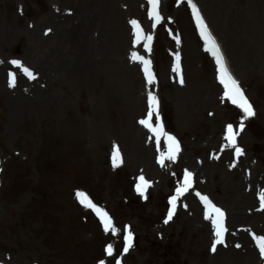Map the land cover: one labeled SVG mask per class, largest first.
Masks as SVG:
<instances>
[{
  "label": "rangeland",
  "instance_id": "rangeland-1",
  "mask_svg": "<svg viewBox=\"0 0 264 264\" xmlns=\"http://www.w3.org/2000/svg\"><path fill=\"white\" fill-rule=\"evenodd\" d=\"M62 1L0 0V264H99L101 260L105 264L117 260L121 264H239L236 259L221 261L231 249L227 238L213 252L214 226L209 232L204 222L187 215L185 205L201 200L197 192L208 196L225 212L226 226L230 206L236 203L239 211L251 216L253 224L248 228L254 236H264L260 202L264 191V0H196L253 106L255 114L247 119L230 99L223 101L211 90L218 66L185 2L159 0L157 24L150 15L151 4L120 0L121 15L105 21L112 39L126 30L124 51L118 53L121 68L125 60L139 73L148 92L157 96L156 123H162L180 144L165 174L160 170L145 177L150 186L144 194L136 190L141 176L137 165L128 160L116 166L112 162L114 150L126 151L122 129L127 114H134L126 108L124 91L110 89L107 76L99 72L82 81L57 74L56 25L49 14ZM225 13L242 24L244 39L256 44L252 58L241 53ZM132 20L145 36H152L149 47L146 40L136 42ZM134 52L151 61L152 84L142 62L133 60ZM177 54L179 72L175 71ZM13 59L22 66L11 64ZM40 63L54 75L52 80L39 74ZM24 68L35 78L26 75ZM10 73H15L14 86ZM39 84L43 89L38 94ZM35 87L37 94L30 95ZM221 88L216 86V92ZM95 105L100 108L93 109ZM95 114L104 136L87 143L86 128L94 127ZM228 124L238 132L236 145L226 138ZM217 146L219 156L199 171ZM237 146L242 154L229 161L228 153ZM192 163L197 164L192 187L178 198V210L164 223L170 198ZM78 190L112 216L118 232L104 230L96 213L77 199ZM128 229L133 246L125 253L123 237ZM110 243L112 256L106 251Z\"/></svg>",
  "mask_w": 264,
  "mask_h": 264
},
{
  "label": "bare ground",
  "instance_id": "bare-ground-1",
  "mask_svg": "<svg viewBox=\"0 0 264 264\" xmlns=\"http://www.w3.org/2000/svg\"><path fill=\"white\" fill-rule=\"evenodd\" d=\"M119 7V0H63L50 13L49 19L54 20L57 30V74L61 79L68 76L72 81H82L86 76L99 72L107 76L110 89L124 91L126 108L129 111L133 110L134 113L127 114V123H125L124 129H122L126 148L124 156L130 163L137 165L142 170L143 176L150 178L152 173L159 172L157 168L162 167L165 169L172 160L165 158L164 163H160V154L167 152L165 137L161 136L159 144H157L155 134L140 123L141 119L147 118L149 110L148 97L146 96L147 89L144 84H141L139 73L133 71L132 67L126 64L125 60L122 61L123 68H121L118 53L124 51L122 47L124 41L127 40L126 30L123 31L122 36L116 37V39L115 37L112 39L111 34L106 30L105 21L117 16L118 13L121 15L120 10H118ZM225 17L228 24L232 26V31L236 34V38L241 45V53L243 50L247 56L252 58L253 49H257L256 44L244 39L241 35L242 24L237 23L236 18L232 19L226 13ZM247 21L248 19H245L246 23ZM258 60L257 57L254 59L256 62ZM37 66L40 75L41 71L44 76L49 77V80L53 79L54 75L48 72V68L44 67V63H40ZM213 75L211 90L215 96H218L219 92H216V86H219L221 82L217 73ZM1 78L2 76L0 75V80ZM39 85L38 94L43 89V85ZM37 87L31 89L29 94L32 95L34 93L35 96L37 94ZM134 91L135 93L132 96ZM203 94L205 92L201 93V96ZM99 108L100 106L98 105L93 107L95 110ZM98 115L95 114L94 116V127L88 126L86 128L85 142H90L92 137L98 138L104 136L101 124L97 121ZM152 123L156 124L154 115ZM217 147L216 150L205 158L204 164L200 167L199 171L203 170L206 162L214 161L219 156L221 149ZM235 156V152L230 151L228 153V160H233ZM190 165L186 166V170L193 173L197 168V164L192 163ZM139 174H141L140 171ZM199 202L196 200L194 204H186L188 206L187 215L194 217L195 220L200 219L202 223L204 222V228L208 226L210 232L213 226L211 219L205 218V206ZM247 202V199L244 200V206ZM239 209L236 203L230 206V217L226 222L225 237H227V242L230 243L231 249L227 250V254L222 255L221 261L236 259L239 264H264V256L256 250L257 243L254 242L255 238L254 236L252 237L248 228L250 224H253L250 221L251 216L246 215L243 210L239 211Z\"/></svg>",
  "mask_w": 264,
  "mask_h": 264
},
{
  "label": "snow or ice",
  "instance_id": "snow-or-ice-1",
  "mask_svg": "<svg viewBox=\"0 0 264 264\" xmlns=\"http://www.w3.org/2000/svg\"><path fill=\"white\" fill-rule=\"evenodd\" d=\"M149 3L151 4L150 15L154 17L155 22L158 24L161 21V16L158 12L159 0H149ZM188 3L191 6L192 14L195 17L196 24L200 29V35L203 37L205 41L206 49L210 51L212 55L215 57V61L219 70L220 82L221 84H223L225 89L224 95L231 100L232 104L237 105L242 110L243 119L252 117L255 114L253 106L249 102L242 88L240 87L239 82L233 77V75L229 71L225 58L220 50V47L217 44L211 32L209 31L208 26L204 21V18L200 13L199 8L193 2V0H188ZM131 24L133 25V28L136 31V42L139 43L141 40H146L148 43L145 44V47H149L152 41V36L151 35L145 36L142 32V29L140 28L139 23L136 20H132ZM177 39L179 38L177 37ZM132 58L133 60H138L142 62L143 71L145 76L147 77V81L149 84H152L155 80V76L151 69V61L145 59L143 56H140L135 52L132 54ZM179 60L180 57L179 54H177L176 55L177 63L175 68V71L177 72L180 71ZM11 64L22 66V62L18 59L11 60ZM24 72L30 78L33 79L35 78V74L30 69L24 68ZM9 75H10L11 83L14 86L16 82L15 73H10ZM180 82L183 83L182 78ZM148 105H149V110L147 112V118L141 119L140 123L155 134L157 144H159L161 136L165 137L167 141V152H162L160 154V163L163 164L165 158L174 161L177 158V154L180 151V144L174 135H171L170 133L164 131V127L162 123H158L155 125L152 123L153 114L155 113L157 118L159 116V112H158L159 101L157 96L154 95L151 91L148 92ZM243 128H244V123L241 122L239 124V129L242 130ZM237 135L238 132L234 130V126L232 124H228L226 138L231 145L237 144ZM242 152L243 149H241L240 147L237 146L235 148V153L237 156L241 155ZM112 162L114 166L122 163V159L118 148L113 152ZM138 180L139 182L136 184V190L141 194H144L146 192V189L150 186V181L146 180L143 175H141L138 178ZM192 184H193V173L188 170H185L183 174L182 184L180 185V187L176 188L175 195L171 196L170 198L171 208L167 213V217L164 220V223H168L172 219L173 214L177 207L178 198L182 196L185 192H187L192 187ZM75 195L82 205H84L89 209H92L96 213V215L99 217L100 221L102 222L103 228L106 232L111 231L115 233L119 231V229L116 228L113 222L112 216L104 208L94 203L93 200L89 198V195L87 193L78 190L76 191ZM196 195L199 196L204 203L205 218L211 219V223L215 228V240L211 244V250L215 252L217 245L224 243V236L226 232L224 221L226 214L221 208L217 207L209 199L208 196L201 195L199 192H197ZM260 202H261V207L264 208V191L260 193ZM254 238L256 239L257 244L259 246L260 254L264 256V236H254ZM123 240L125 242L123 251L127 253L129 249L133 246V233L130 229L126 231ZM237 247H239V245H237ZM106 251L109 256H112L113 245L111 243L107 245ZM99 264H105V261L101 260ZM116 264H121V262L117 260Z\"/></svg>",
  "mask_w": 264,
  "mask_h": 264
}]
</instances>
